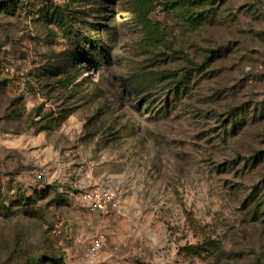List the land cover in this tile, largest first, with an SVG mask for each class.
Wrapping results in <instances>:
<instances>
[{"label":"rangeland","instance_id":"obj_1","mask_svg":"<svg viewBox=\"0 0 264 264\" xmlns=\"http://www.w3.org/2000/svg\"><path fill=\"white\" fill-rule=\"evenodd\" d=\"M0 1V264H264V0Z\"/></svg>","mask_w":264,"mask_h":264},{"label":"trees","instance_id":"obj_2","mask_svg":"<svg viewBox=\"0 0 264 264\" xmlns=\"http://www.w3.org/2000/svg\"><path fill=\"white\" fill-rule=\"evenodd\" d=\"M13 4H15V3H13ZM16 8H17L16 5H10V3L7 1H0V12H6L7 14H12L14 9H16ZM51 15H52V17H55L57 15L56 11H52ZM45 16H46V11L44 13V17ZM197 21H199L198 24H201V22L203 20H197ZM70 36H71V33H70ZM74 38L70 37V38H68V40H73ZM74 40H76V39H74ZM82 40H83V42H86V43L91 42V44H92L91 46H94V51L100 50L102 52L104 50V47L99 46L98 41H93V40L91 41L88 38H83ZM86 56L87 57L85 60H87L91 64H94L96 66H97V64H99V60L94 59L93 54H89V55L87 54ZM182 88H184V87H182ZM6 202H7V199L2 198V193H0V216H2V208L4 206H5L4 209H6L7 211H10L13 207H19L21 209H27V207L31 205L30 204L31 201L29 199L27 201L23 200V201L16 203V204L11 203L10 205H5ZM27 214L33 216V214L30 212H28ZM207 248H209V249H211L217 253L221 252V249L217 245L207 243V242L202 243V244L197 245V246H194V247H189L188 251L190 253H192L193 255L200 256L202 253L207 252ZM30 264H62V260L56 259V258H54V259L53 258H47V259L38 258V259L32 260Z\"/></svg>","mask_w":264,"mask_h":264},{"label":"built area","instance_id":"obj_3","mask_svg":"<svg viewBox=\"0 0 264 264\" xmlns=\"http://www.w3.org/2000/svg\"><path fill=\"white\" fill-rule=\"evenodd\" d=\"M40 176L39 178H41ZM82 199L85 206L91 212L109 215L116 210L118 195L117 192L109 186L96 185L84 189ZM105 242V235H97L91 245L92 252L100 250Z\"/></svg>","mask_w":264,"mask_h":264}]
</instances>
